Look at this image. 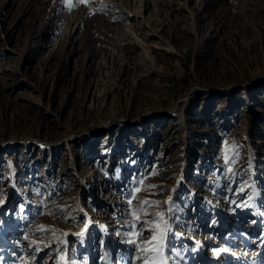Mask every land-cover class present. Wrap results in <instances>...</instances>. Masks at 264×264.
<instances>
[{
    "label": "rangeland",
    "instance_id": "rangeland-1",
    "mask_svg": "<svg viewBox=\"0 0 264 264\" xmlns=\"http://www.w3.org/2000/svg\"><path fill=\"white\" fill-rule=\"evenodd\" d=\"M0 264H264V0H0Z\"/></svg>",
    "mask_w": 264,
    "mask_h": 264
}]
</instances>
